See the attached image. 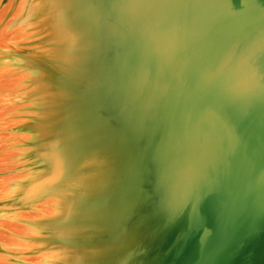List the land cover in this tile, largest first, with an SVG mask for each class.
I'll return each mask as SVG.
<instances>
[{
  "label": "water",
  "instance_id": "obj_1",
  "mask_svg": "<svg viewBox=\"0 0 264 264\" xmlns=\"http://www.w3.org/2000/svg\"><path fill=\"white\" fill-rule=\"evenodd\" d=\"M136 264H264V0H106Z\"/></svg>",
  "mask_w": 264,
  "mask_h": 264
},
{
  "label": "bare ground",
  "instance_id": "obj_2",
  "mask_svg": "<svg viewBox=\"0 0 264 264\" xmlns=\"http://www.w3.org/2000/svg\"><path fill=\"white\" fill-rule=\"evenodd\" d=\"M106 0H0V264H136Z\"/></svg>",
  "mask_w": 264,
  "mask_h": 264
}]
</instances>
